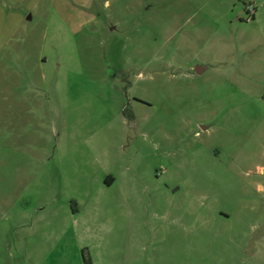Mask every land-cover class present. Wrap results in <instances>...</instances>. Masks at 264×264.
<instances>
[{
    "label": "rangeland",
    "instance_id": "1",
    "mask_svg": "<svg viewBox=\"0 0 264 264\" xmlns=\"http://www.w3.org/2000/svg\"><path fill=\"white\" fill-rule=\"evenodd\" d=\"M247 1L0 0V264H264Z\"/></svg>",
    "mask_w": 264,
    "mask_h": 264
},
{
    "label": "crops",
    "instance_id": "2",
    "mask_svg": "<svg viewBox=\"0 0 264 264\" xmlns=\"http://www.w3.org/2000/svg\"><path fill=\"white\" fill-rule=\"evenodd\" d=\"M247 4H250V5L253 6V12L251 13V16L249 18H247V19H249V20H253L254 19L253 22H257L258 16H259V8H258L256 0H249V1H247V3H244V9H245V5H247ZM196 68H197L198 71L202 72V71H205L208 68H210V64L205 65V66L204 65H202V66L199 65ZM115 181H116L115 177L109 175L108 177H106V179L103 180V183L107 187H112V185L115 183ZM78 211L79 210H75V212H78Z\"/></svg>",
    "mask_w": 264,
    "mask_h": 264
},
{
    "label": "trees",
    "instance_id": "3",
    "mask_svg": "<svg viewBox=\"0 0 264 264\" xmlns=\"http://www.w3.org/2000/svg\"><path fill=\"white\" fill-rule=\"evenodd\" d=\"M262 99L264 100V93L262 95ZM82 259L83 264H92L89 255L87 253H84V251L82 252Z\"/></svg>",
    "mask_w": 264,
    "mask_h": 264
},
{
    "label": "built area",
    "instance_id": "4",
    "mask_svg": "<svg viewBox=\"0 0 264 264\" xmlns=\"http://www.w3.org/2000/svg\"><path fill=\"white\" fill-rule=\"evenodd\" d=\"M253 12V6L252 5H247L246 7V13L248 14V18L251 16V13Z\"/></svg>",
    "mask_w": 264,
    "mask_h": 264
}]
</instances>
